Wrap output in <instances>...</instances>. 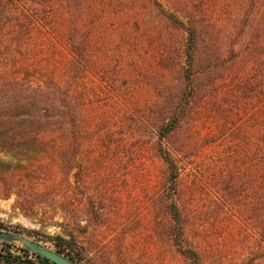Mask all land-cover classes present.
I'll return each instance as SVG.
<instances>
[{
	"label": "trees",
	"instance_id": "obj_1",
	"mask_svg": "<svg viewBox=\"0 0 264 264\" xmlns=\"http://www.w3.org/2000/svg\"><path fill=\"white\" fill-rule=\"evenodd\" d=\"M12 174L75 264L125 261L144 206L165 259L264 264V0H0Z\"/></svg>",
	"mask_w": 264,
	"mask_h": 264
},
{
	"label": "rangeland",
	"instance_id": "obj_2",
	"mask_svg": "<svg viewBox=\"0 0 264 264\" xmlns=\"http://www.w3.org/2000/svg\"><path fill=\"white\" fill-rule=\"evenodd\" d=\"M5 160L12 161V158L6 157ZM76 171L77 169L73 171V174ZM19 177L16 174L10 176L7 181L11 187L0 184V232L20 234L56 252L53 238L58 231L53 227L41 225L38 221L27 217L15 207L16 201L24 197L28 195L33 197L35 194L43 193L45 186L39 182L34 188H31L26 184L24 179L21 180ZM71 181H75L74 176H72ZM7 189H10L12 192V195L8 199L3 197V191H7ZM146 209V206H144L141 213L133 218L132 223L138 220L140 226L127 237L123 246L124 250L127 251V257H125V261H119L118 264H183V260L179 256L163 258L165 253L163 254V251H160V249L153 245L152 239H148L152 230L150 227L151 218ZM56 220H59V217ZM133 227H135V224H133ZM22 248L24 247L18 242H8V244L0 242V255L10 256L11 261H14L16 256L22 255ZM222 264L225 263L223 262ZM226 264H230V259Z\"/></svg>",
	"mask_w": 264,
	"mask_h": 264
},
{
	"label": "water",
	"instance_id": "obj_3",
	"mask_svg": "<svg viewBox=\"0 0 264 264\" xmlns=\"http://www.w3.org/2000/svg\"><path fill=\"white\" fill-rule=\"evenodd\" d=\"M0 240H4L7 242H18L31 253L40 255L41 257L46 258L47 260L55 264H75L68 258L58 254L57 252L50 250L49 248L38 242L23 237L20 234L0 232Z\"/></svg>",
	"mask_w": 264,
	"mask_h": 264
},
{
	"label": "bare ground",
	"instance_id": "obj_4",
	"mask_svg": "<svg viewBox=\"0 0 264 264\" xmlns=\"http://www.w3.org/2000/svg\"><path fill=\"white\" fill-rule=\"evenodd\" d=\"M51 250V249H50Z\"/></svg>",
	"mask_w": 264,
	"mask_h": 264
}]
</instances>
